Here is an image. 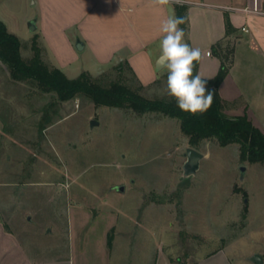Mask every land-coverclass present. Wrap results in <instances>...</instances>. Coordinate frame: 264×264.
<instances>
[{
  "label": "rangeland",
  "instance_id": "1",
  "mask_svg": "<svg viewBox=\"0 0 264 264\" xmlns=\"http://www.w3.org/2000/svg\"><path fill=\"white\" fill-rule=\"evenodd\" d=\"M34 10L29 0H0V19L17 28L22 55L32 57V42L38 35L44 60L57 67L35 32L37 27L32 30L28 25L27 16ZM116 65L100 68L93 51L86 48L76 50L63 70L71 78L90 70L94 77L109 82L120 76ZM123 68L125 80L136 87L139 80ZM166 82L167 71L162 69L142 93L166 96ZM92 120L97 124L92 125ZM0 126V182L13 176L17 168L24 169L20 176L26 181L7 189L27 195L34 191L42 195L46 207L43 192L47 188L29 182H53L52 187L64 192L59 208L70 190L73 202L117 205L127 215L136 214L133 221L152 228L147 256L154 263L156 259L162 263L167 254L171 264H192L222 247H227L235 264H254L250 256L255 252L264 258V163L242 160L238 143L220 145L211 138L192 146L178 118L96 105L86 96L60 101L55 92L42 91L32 81L13 79L2 61ZM188 147L204 154L190 174L184 169ZM242 166L246 167L243 176ZM117 184H124L125 191L111 196L110 190L118 192ZM106 193L111 199L105 205L101 200ZM58 221H65L63 214Z\"/></svg>",
  "mask_w": 264,
  "mask_h": 264
},
{
  "label": "crops",
  "instance_id": "2",
  "mask_svg": "<svg viewBox=\"0 0 264 264\" xmlns=\"http://www.w3.org/2000/svg\"><path fill=\"white\" fill-rule=\"evenodd\" d=\"M29 3L35 10L27 16L28 25L35 21V32L52 53L57 67L63 70L76 56V50L90 48L100 68L127 60L143 85H151L161 74L155 67L160 55L161 21L170 14L177 16V3L187 5L185 39L201 49L198 72L203 78H211L219 71L221 59L212 52V45L225 37L228 17L236 30L230 37L232 64L220 85V95L224 102L242 103L237 107L226 106L229 116L247 114L264 130V14L254 10L261 9L264 0H29ZM2 21L21 39L15 26ZM78 40L83 43L81 49L76 46ZM2 129L0 126V133ZM16 170L13 176L0 182V264H171L167 254L162 263L157 259L154 263L152 256L148 259L152 228L133 221L136 214L127 215L117 205L105 207L98 203L95 207L91 202H73L70 190L59 208V196H64V192L52 187L53 182L33 180L29 182L31 185L47 188L46 192L40 191L47 200L44 207L42 195L34 191L27 195L19 189H7L26 182L20 176L24 169ZM109 192L111 196L123 193ZM110 193L101 200L105 205L110 202ZM59 214L64 215L65 221H58ZM111 229L114 237L109 247ZM192 264H235V260L227 247H222Z\"/></svg>",
  "mask_w": 264,
  "mask_h": 264
},
{
  "label": "trees",
  "instance_id": "3",
  "mask_svg": "<svg viewBox=\"0 0 264 264\" xmlns=\"http://www.w3.org/2000/svg\"><path fill=\"white\" fill-rule=\"evenodd\" d=\"M175 7L177 16L184 18V23L180 27L186 32L187 5L177 3ZM225 26V37L212 45V52L221 59L219 71L211 78H204L208 79L207 87L214 90L213 103L206 112L195 115L181 111L176 105L175 98L168 94L148 97L142 93L145 86L140 81L136 87L128 83L122 75L124 66L135 78L137 76L127 60L115 66L120 76L109 82L94 77L88 70L71 78L61 68L51 67L46 63L38 35L34 36L32 42L33 55L27 59L21 52V39L10 32L2 20H0V61L8 66L13 79L32 81L42 91L55 92L60 101L86 96L96 105L129 108L139 115L150 111L159 112L179 119L181 129L192 146H198L203 140L211 138H215L220 145L236 142L240 145L242 160L264 163V130L255 125L247 114L229 116L225 112L226 103L220 95V85L232 64L233 48L230 37L236 30L228 17ZM194 65L193 74L198 72L199 62L194 61ZM113 232L114 229H111L108 234L109 247L112 246Z\"/></svg>",
  "mask_w": 264,
  "mask_h": 264
},
{
  "label": "clouds",
  "instance_id": "4",
  "mask_svg": "<svg viewBox=\"0 0 264 264\" xmlns=\"http://www.w3.org/2000/svg\"><path fill=\"white\" fill-rule=\"evenodd\" d=\"M182 23L184 18L175 14L161 21L157 66L167 70V94L175 98L177 107L195 115L211 107L214 90L207 87L208 79L202 78L199 72L193 74L194 61L199 62L202 52L187 42L185 29L180 27Z\"/></svg>",
  "mask_w": 264,
  "mask_h": 264
},
{
  "label": "water",
  "instance_id": "5",
  "mask_svg": "<svg viewBox=\"0 0 264 264\" xmlns=\"http://www.w3.org/2000/svg\"><path fill=\"white\" fill-rule=\"evenodd\" d=\"M30 26H31L32 30L36 27L34 20L31 21V25ZM76 46H77L78 49H81L83 47L82 41L78 40ZM155 67H156L157 71H160V70L164 69L161 66H157V62H156ZM91 124L92 125L97 124V121L96 120H92ZM186 154H187L188 160L186 161V163L184 165V169H185V173L186 174H190V173H193L194 171H196V169L198 167V164H199V161H200L201 158L204 157V154L201 151L195 149L194 147H188L187 150H186ZM245 170H246V167L242 166L241 167L242 176L244 175ZM115 188H116L117 191L124 192L125 185L124 184H118V185L115 186ZM250 260L252 262H254V264H264V258L258 252L253 253L250 256Z\"/></svg>",
  "mask_w": 264,
  "mask_h": 264
},
{
  "label": "built area",
  "instance_id": "6",
  "mask_svg": "<svg viewBox=\"0 0 264 264\" xmlns=\"http://www.w3.org/2000/svg\"><path fill=\"white\" fill-rule=\"evenodd\" d=\"M242 10L252 11L250 8H243ZM254 10H255V12H259L261 14H264V6L261 9H254Z\"/></svg>",
  "mask_w": 264,
  "mask_h": 264
}]
</instances>
